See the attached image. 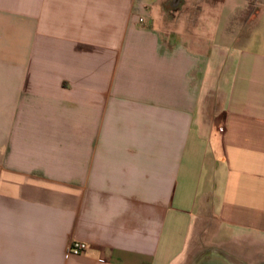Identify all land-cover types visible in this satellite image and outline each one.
<instances>
[{
	"label": "crops",
	"instance_id": "0c3cea01",
	"mask_svg": "<svg viewBox=\"0 0 264 264\" xmlns=\"http://www.w3.org/2000/svg\"><path fill=\"white\" fill-rule=\"evenodd\" d=\"M160 3L0 0V264H264V56L206 87Z\"/></svg>",
	"mask_w": 264,
	"mask_h": 264
},
{
	"label": "rangeland",
	"instance_id": "374dc122",
	"mask_svg": "<svg viewBox=\"0 0 264 264\" xmlns=\"http://www.w3.org/2000/svg\"><path fill=\"white\" fill-rule=\"evenodd\" d=\"M159 1V7L152 13L156 27L163 34L190 40L191 47L188 48L205 55L206 59H201L200 64L205 71L208 63L206 87L217 84L219 78V87L228 81V71L234 66V61H226L224 55L236 58L244 52L255 55L257 59L264 56V0ZM219 66L223 74L215 77ZM216 101L215 98L209 99L210 109L218 104ZM230 234L231 231L223 229L222 234L216 236L215 226L203 230L192 250L191 264H199L218 255L231 260V249L220 245ZM248 254L251 253L246 250L244 256L248 257Z\"/></svg>",
	"mask_w": 264,
	"mask_h": 264
},
{
	"label": "built area",
	"instance_id": "2783aa9c",
	"mask_svg": "<svg viewBox=\"0 0 264 264\" xmlns=\"http://www.w3.org/2000/svg\"><path fill=\"white\" fill-rule=\"evenodd\" d=\"M88 250V245L83 242H74L70 245L67 255L68 256H81Z\"/></svg>",
	"mask_w": 264,
	"mask_h": 264
},
{
	"label": "water",
	"instance_id": "95a60500",
	"mask_svg": "<svg viewBox=\"0 0 264 264\" xmlns=\"http://www.w3.org/2000/svg\"><path fill=\"white\" fill-rule=\"evenodd\" d=\"M215 259H217V260H216V262H214V264H227V262L219 256H217V258L214 256V257H211V259L203 260L199 264H204V263L205 264H212L211 262Z\"/></svg>",
	"mask_w": 264,
	"mask_h": 264
},
{
	"label": "bare ground",
	"instance_id": "6f19581e",
	"mask_svg": "<svg viewBox=\"0 0 264 264\" xmlns=\"http://www.w3.org/2000/svg\"><path fill=\"white\" fill-rule=\"evenodd\" d=\"M217 258V256H215ZM217 259L213 260L211 263L214 264V262H216ZM205 264V263H204Z\"/></svg>",
	"mask_w": 264,
	"mask_h": 264
},
{
	"label": "flooded vegetation",
	"instance_id": "af4514ba",
	"mask_svg": "<svg viewBox=\"0 0 264 264\" xmlns=\"http://www.w3.org/2000/svg\"><path fill=\"white\" fill-rule=\"evenodd\" d=\"M174 2H175V0H174ZM220 257V256H219ZM221 258H223V257H221ZM224 259V258H223ZM225 260V259H224ZM226 261V260H225ZM227 262V261H226ZM227 264H229L228 262H227Z\"/></svg>",
	"mask_w": 264,
	"mask_h": 264
}]
</instances>
